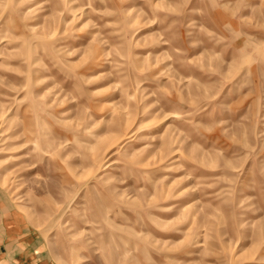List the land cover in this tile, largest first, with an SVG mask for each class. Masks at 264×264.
<instances>
[{
	"label": "rangeland",
	"instance_id": "374dc122",
	"mask_svg": "<svg viewBox=\"0 0 264 264\" xmlns=\"http://www.w3.org/2000/svg\"><path fill=\"white\" fill-rule=\"evenodd\" d=\"M0 202L51 264H264V0H0Z\"/></svg>",
	"mask_w": 264,
	"mask_h": 264
},
{
	"label": "crops",
	"instance_id": "0c3cea01",
	"mask_svg": "<svg viewBox=\"0 0 264 264\" xmlns=\"http://www.w3.org/2000/svg\"><path fill=\"white\" fill-rule=\"evenodd\" d=\"M8 205L0 202V264H51L38 248L37 237L27 232L23 221L10 216Z\"/></svg>",
	"mask_w": 264,
	"mask_h": 264
}]
</instances>
